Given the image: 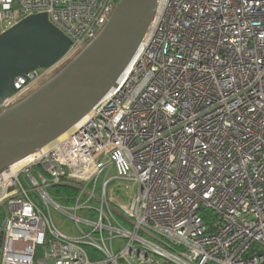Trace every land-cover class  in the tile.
Returning a JSON list of instances; mask_svg holds the SVG:
<instances>
[{
	"label": "built area",
	"instance_id": "1",
	"mask_svg": "<svg viewBox=\"0 0 264 264\" xmlns=\"http://www.w3.org/2000/svg\"><path fill=\"white\" fill-rule=\"evenodd\" d=\"M119 1L0 0V34L46 14L71 41L58 63L15 80L0 115L72 62ZM90 114L0 174V264H264V0H160ZM114 180L132 184L128 206L109 198ZM49 188L70 192L69 207ZM53 210L77 223L78 238L59 230ZM116 239L126 242L119 253Z\"/></svg>",
	"mask_w": 264,
	"mask_h": 264
},
{
	"label": "water",
	"instance_id": "2",
	"mask_svg": "<svg viewBox=\"0 0 264 264\" xmlns=\"http://www.w3.org/2000/svg\"><path fill=\"white\" fill-rule=\"evenodd\" d=\"M160 0H120L108 24L55 77L0 115V174L71 131L117 86L154 17ZM71 41L46 14L0 34V103L14 82L58 63Z\"/></svg>",
	"mask_w": 264,
	"mask_h": 264
},
{
	"label": "rangeland",
	"instance_id": "3",
	"mask_svg": "<svg viewBox=\"0 0 264 264\" xmlns=\"http://www.w3.org/2000/svg\"><path fill=\"white\" fill-rule=\"evenodd\" d=\"M1 33V29H0ZM69 64V63H68ZM67 64V65H68ZM67 65H65L63 68L58 70L55 74L51 76V78L48 79L51 80L53 77H55L60 71H62ZM46 81V82H48ZM46 82H44L42 85L38 86L35 88L27 97H29L31 94L36 92L39 88H41ZM26 97V98H27ZM33 175L35 176L36 174ZM106 173L101 176L99 179V185H98V192H97V197L100 198L102 197V191H101V186L105 180ZM110 178H116V173L113 171L109 174ZM22 180H24V176L22 177ZM29 189V188H28ZM49 194L53 198V200L59 204L62 207H69V204L64 200L66 196L70 195V192H68L65 189H60V188H49L48 189ZM109 198H115V201L118 204H123L124 206H128L134 196V191H133V186L130 183H127L126 181H120V180H114L113 184L110 187L109 193H108ZM32 197L37 200L39 199L36 194H32ZM93 209H101V204L99 201H94L90 205ZM82 219L86 220H95V214L94 212H85V213H79L78 215ZM6 217V208H2L0 210V220L3 222ZM53 219L56 224V226L61 230L62 233L69 237H75L78 238L80 236V232L77 226V223L70 217L62 215L59 211L53 210ZM123 222V221H122ZM123 225L125 227H128L126 223L123 222ZM81 228L85 230V226L83 224L80 225ZM114 247H115V252L119 253V251L125 249L126 247V242L121 239H116L114 242Z\"/></svg>",
	"mask_w": 264,
	"mask_h": 264
},
{
	"label": "bare ground",
	"instance_id": "4",
	"mask_svg": "<svg viewBox=\"0 0 264 264\" xmlns=\"http://www.w3.org/2000/svg\"><path fill=\"white\" fill-rule=\"evenodd\" d=\"M90 116H91V114H89V115H88L83 121H81L77 126H75V127H74L71 131H69V132H72V131H74L76 128H78V127L84 125V124L89 120ZM69 132H68V133H69ZM68 133H66V134H68ZM66 134H65V135H66ZM65 135H64V136H65ZM62 137H63V136H62ZM53 144H54V143L50 144L49 146H47L46 148H44L42 151H40V152H38V153H35V154L31 155L30 157L26 158L25 160H23V161L17 163L16 165H14V166H13V169H12V170H13L12 173L15 174L20 168L24 167V166L27 165V164H30L31 162H33V161L36 160L37 158L41 157L43 154L47 153V152L51 149V147L53 146Z\"/></svg>",
	"mask_w": 264,
	"mask_h": 264
}]
</instances>
